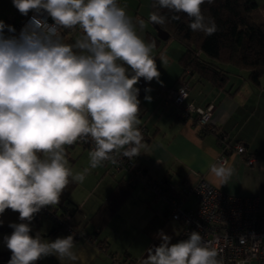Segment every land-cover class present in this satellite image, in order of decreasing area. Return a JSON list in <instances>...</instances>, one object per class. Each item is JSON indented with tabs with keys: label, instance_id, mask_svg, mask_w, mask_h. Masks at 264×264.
<instances>
[{
	"label": "clouds",
	"instance_id": "9594fccd",
	"mask_svg": "<svg viewBox=\"0 0 264 264\" xmlns=\"http://www.w3.org/2000/svg\"><path fill=\"white\" fill-rule=\"evenodd\" d=\"M205 3L214 0H154V8L173 15L154 11L149 21H179L183 13L192 31L211 36L219 29L202 11ZM12 4L23 16L34 14L18 35L0 20V215L11 209L21 221L10 224L13 231L4 237L12 253L8 264H36L48 256L75 262L74 235L52 241L33 236L31 222L43 208L58 205L69 185L82 182L89 171L73 173L66 146L91 143V169L142 153L136 85L141 78L163 83L152 54L156 45L137 32V24L143 29L145 21L134 22L118 0ZM64 30L80 35L65 43ZM234 171L227 161L212 163L209 182L219 188ZM156 238L159 245L146 249L142 264H223L198 231L176 243L163 230Z\"/></svg>",
	"mask_w": 264,
	"mask_h": 264
},
{
	"label": "crops",
	"instance_id": "0c3cea01",
	"mask_svg": "<svg viewBox=\"0 0 264 264\" xmlns=\"http://www.w3.org/2000/svg\"><path fill=\"white\" fill-rule=\"evenodd\" d=\"M118 2L134 22L141 19L147 22L143 29L137 24V32L149 42L146 36L156 33L154 28L148 27L151 25L149 5L146 12L145 9L141 11L140 0ZM18 12L12 0H0V20L6 22L15 18ZM79 35L63 33L64 42L74 43ZM162 46V43L156 45L152 54L156 63L159 61L163 66L157 65L161 74L160 81L163 83L156 80L152 82L154 86L163 85L169 88L176 84L181 73L178 58L183 48H176L179 56L175 59L167 57L162 52L165 48ZM227 71L229 79L224 88H217L196 76L189 77L187 81V103L200 108L213 106L211 124L215 126L216 134L201 135L190 120H180L174 107L173 109L168 106L166 110H162L151 88L150 92H145L138 98L140 126L146 127L149 139L145 142L146 147L141 149L142 153L137 162L152 178L164 179L178 193L183 187L195 185L201 177L209 181L210 164L218 163V157L227 146L242 144L249 155L258 157V162L254 167H247L234 151L226 154V161L234 168V174L228 184L219 188L214 186L231 196L258 197L260 211L264 212V76L261 77L259 85H254L247 79L246 71L239 72L241 76L238 70L233 68H228ZM146 95L151 96L150 101L145 100ZM221 134L222 140H218L217 136ZM69 148L77 155L75 159L70 158L73 173L89 169L82 182L69 185L58 204L78 206L73 219L83 230V234L75 240L73 251L77 260L61 262L56 256H48L40 259V264H128L123 263L125 259L132 261V264H142L146 249L159 245L160 240L156 238L159 230L171 236L172 243L177 242L180 223L168 219L165 204L141 189H133L131 194L125 196L104 224L92 220L94 213L108 201L120 179L127 176L115 173L104 164L91 169L89 151L85 148L79 151L75 144L66 146V154ZM193 204L194 199L191 196L183 201L184 208ZM0 220L3 221L2 224L9 225L21 222L19 213L11 209H6L3 215H0ZM92 221L99 226L103 225L97 236L90 235L94 231ZM30 227L33 228L32 222ZM50 230L49 221H41L38 229L33 231V236L39 233L50 241L65 237L61 232L50 234ZM12 231L13 229L0 230V264H8L11 258L12 253L7 249L4 237Z\"/></svg>",
	"mask_w": 264,
	"mask_h": 264
},
{
	"label": "built area",
	"instance_id": "2783aa9c",
	"mask_svg": "<svg viewBox=\"0 0 264 264\" xmlns=\"http://www.w3.org/2000/svg\"><path fill=\"white\" fill-rule=\"evenodd\" d=\"M33 14L30 12L28 16H23L18 12L15 18L5 23L12 25L18 35ZM48 22L52 23L50 17ZM63 33L80 34L79 30H64ZM136 86L140 89L139 96L144 95L146 84L140 80ZM156 97L162 100L161 108L176 107L180 110V118L190 120L199 132L213 130L211 124L213 106L200 108L187 103L188 88L183 82L175 90L169 92L161 87ZM140 130L144 132L143 127ZM77 144L89 150L93 147L91 143L77 142ZM224 151L229 154L234 151L247 167H254L258 162L257 156L246 154L242 144L227 146ZM224 151L218 157V163L226 161ZM105 163H109L115 173H126L133 187L148 191L154 199L161 200L165 204L167 218L181 225L176 236L177 242L187 239L188 233L198 231L204 237L205 242L217 250L218 258L223 261V264H250L252 262L264 264V212L260 211L258 197L228 195L204 177H201L195 185L183 187L180 192L176 193L170 183L166 184L144 176L141 170L132 163V159L121 158L117 164ZM189 196L194 199V204L184 208L183 201ZM34 219L40 222L46 220L51 224H63L67 235H74L75 238L80 236L77 230L65 223L70 220L69 214L60 218L52 206L43 208L35 214ZM36 264H40L39 260Z\"/></svg>",
	"mask_w": 264,
	"mask_h": 264
},
{
	"label": "trees",
	"instance_id": "16d2710c",
	"mask_svg": "<svg viewBox=\"0 0 264 264\" xmlns=\"http://www.w3.org/2000/svg\"><path fill=\"white\" fill-rule=\"evenodd\" d=\"M153 3L154 0L149 1V16L154 11H162L169 18L173 15V13L167 12L166 10L154 8ZM258 10L259 6L254 0H214V3L211 5L205 3L202 5V11L206 16L214 18L219 29L211 36L192 31L188 26L186 14L183 13L179 14L181 16L179 21L169 19L166 23L157 25L161 30L168 33L169 37L166 41L173 38L182 45L183 51L178 58L181 73L176 84L169 88L163 85L154 86L152 81L146 82L141 78L146 84L145 89H153V94L156 97L161 87H164L166 92H169L175 90L177 86L183 82L188 88L187 81L191 76H196L199 80H206L217 88H224L229 79L226 66L233 67L238 70V73L246 71L249 82L254 85H259L261 77L264 76V17L259 14ZM146 39L149 42L154 41L156 45L166 42L162 41L157 36V33L147 35ZM140 97L142 96L138 98ZM157 100L161 108L160 102H162V100ZM170 107L173 108V106ZM174 108L176 109V107ZM162 110L166 109L162 108ZM176 110L179 116L180 110ZM180 120L186 121L184 118H180ZM139 127L141 128L143 126L141 125ZM143 128L144 132L141 133L145 143L148 141L149 137L146 132V127ZM212 128L213 130L211 131L202 130L199 133L201 135L206 133L216 134L217 130L215 126L212 125ZM222 137V134L217 136L218 140H222ZM224 152L225 154L228 153L227 151ZM246 154L248 153L246 152ZM137 158L138 156L132 159V163L141 170L144 176L155 180L148 174L146 169L138 164ZM122 173L126 175V173ZM159 181L168 184L164 179ZM133 189L135 188L129 183L128 176L120 179V182H118L116 189L113 191L108 201L94 213L91 219L95 222L99 221L101 224L103 222L104 224L116 210L123 198L131 194ZM54 210L60 218L69 214L70 220L65 223L77 230L78 235L83 234V230L79 228L73 219L78 210V206L69 207L67 204H60L54 206ZM94 221H92V223ZM95 222L94 231L92 232L93 235L90 234L91 236H97L103 226H99ZM32 225L33 228H31L32 232L30 234L34 235L33 231L38 229L40 221L33 219ZM58 232H61L64 236H68L64 230L63 224H51L50 234ZM74 240H76L75 237ZM99 244L100 242L98 245ZM124 262L132 264V261H127L126 259L123 263Z\"/></svg>",
	"mask_w": 264,
	"mask_h": 264
},
{
	"label": "rangeland",
	"instance_id": "374dc122",
	"mask_svg": "<svg viewBox=\"0 0 264 264\" xmlns=\"http://www.w3.org/2000/svg\"><path fill=\"white\" fill-rule=\"evenodd\" d=\"M256 3H257V5L259 6V10H258V12H259V14L262 16V17H264V0H254ZM137 3H139V2H137ZM140 8H141V11H143L144 9H145V11H146V9H148V5H149V0H140ZM147 12V11H146ZM145 25H147V22L145 21ZM148 27H149V29H153V27H151V25H148ZM162 47H165L164 48V50L162 51V52H164V54L168 57V56H171V57H173V58H177V56H179L178 55V52L176 51L177 49L176 48H178V47H181V48H183L182 47V45L177 41V40H175V39H173V38H171V39H169L168 41H166V42H162ZM181 51H182V49H181ZM174 59V60H175ZM175 62H177V60H175ZM157 65H159V66H162V64H160L159 63V61H157ZM163 67V66H162ZM228 68H233V67H231V66H226V69H228ZM234 69V68H233ZM236 70V69H235ZM75 145V144H74ZM73 146V145H72ZM76 146H78L79 148H77L79 151L81 150V148H83L82 147V145H80V144H77L76 143ZM87 151H89V153H90V151L91 150H89V149H86ZM68 151V154H67V156H66V158L68 159V161H69V166H71V164H70V158H73V159H75L74 157H76L77 155L75 154L76 152H73L72 153V150H71V148H69V150H67ZM77 160V159H76ZM104 165H108V168H110V170H112L111 169V166H110V164L109 163H107V164H105L104 163ZM140 189V187H137V188H135V190H139ZM144 192H148V191H144ZM151 194V193H150ZM151 196H152V194H151ZM153 197V196H152ZM46 221H44V223H45ZM74 222H75V220H74ZM251 264H255L254 262L253 263H251ZM257 264V263H256Z\"/></svg>",
	"mask_w": 264,
	"mask_h": 264
},
{
	"label": "water",
	"instance_id": "95a60500",
	"mask_svg": "<svg viewBox=\"0 0 264 264\" xmlns=\"http://www.w3.org/2000/svg\"><path fill=\"white\" fill-rule=\"evenodd\" d=\"M152 27L155 29L157 36L162 40V41H166L169 37L168 33L161 30L157 25L151 23ZM135 188V187H134ZM4 229H12L11 227H9V224H0V230H4Z\"/></svg>",
	"mask_w": 264,
	"mask_h": 264
}]
</instances>
